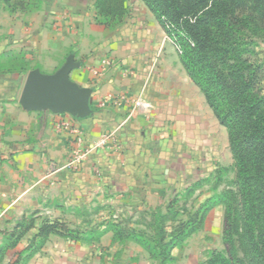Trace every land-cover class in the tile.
Here are the masks:
<instances>
[{
    "label": "crops",
    "instance_id": "1",
    "mask_svg": "<svg viewBox=\"0 0 264 264\" xmlns=\"http://www.w3.org/2000/svg\"><path fill=\"white\" fill-rule=\"evenodd\" d=\"M80 12L71 21L48 9L11 13L0 0V247L24 214L138 212L162 207L165 196L191 183L186 139L207 133L209 112L177 46L165 30H132V24L104 30ZM70 54L80 62L72 80L92 89V113L24 109L19 99L28 73H54ZM110 95L127 100L115 104ZM135 97L151 101L152 111L135 108ZM106 134L107 143L94 148ZM54 236L42 250L45 258L62 256L65 248L84 251L81 242L60 236L49 246ZM16 251L9 249L6 260Z\"/></svg>",
    "mask_w": 264,
    "mask_h": 264
},
{
    "label": "trees",
    "instance_id": "2",
    "mask_svg": "<svg viewBox=\"0 0 264 264\" xmlns=\"http://www.w3.org/2000/svg\"><path fill=\"white\" fill-rule=\"evenodd\" d=\"M144 1L180 51L186 72L228 130L235 188L216 191L198 206L189 205L198 181L173 195L165 208L144 210L142 222H135L142 227L114 218L88 229L73 228L47 215L24 214L6 231L0 264H28L54 234L71 241L95 242L108 232L112 242L132 240L151 259L166 264L173 260V250L200 229L218 205L225 207V249L211 250L199 264H264V62L258 50L264 40V0ZM1 2L11 13H31L41 4V0ZM94 7L98 23L108 28L122 23L129 9L128 0H95ZM14 248V258L6 260L8 250Z\"/></svg>",
    "mask_w": 264,
    "mask_h": 264
},
{
    "label": "rangeland",
    "instance_id": "3",
    "mask_svg": "<svg viewBox=\"0 0 264 264\" xmlns=\"http://www.w3.org/2000/svg\"><path fill=\"white\" fill-rule=\"evenodd\" d=\"M94 1L95 0H41L40 7L37 10L25 14H34L48 9L57 16H61L64 20L71 21L75 20V17L78 18L82 15L83 13L81 14L80 12L82 11L85 15L87 13V21L95 22L97 25L104 28V30H126V27H130L128 24H132V30L149 28L150 30L166 31L161 22L155 17L154 13L148 8L144 0H128L129 9L127 15L122 23L114 28H108L98 23ZM78 8H81V10L79 11ZM258 50L259 57L264 62V40L260 42ZM177 54L180 58V51L178 49ZM201 95L203 96L202 93ZM202 100H206L204 96ZM208 112L209 130L207 133H203L202 137H200L201 134L199 133V136L194 135L191 140L186 139L187 144L191 146L189 148L190 151H187V163L191 165L192 168L187 171L188 176L192 178L191 181H189L191 183H189L187 187L192 186L198 181L200 182L189 198V205L198 206L214 192H220L227 188H235L236 184L235 160L230 148L228 130L217 119L209 104ZM198 122H200V119ZM213 122H215V125L211 127ZM176 157L178 158L179 156L176 155ZM180 168V165L177 166L176 163L175 175H179ZM214 187H216L215 190ZM170 199L171 195L165 196L162 208H165ZM144 210H149V208ZM144 210L138 212H121L115 210L106 212L103 210L101 213H89L87 211L71 214L66 212L63 216L56 218L66 222L73 228L82 227L83 229H88L94 220L96 223H107L114 218L123 220L124 223L142 227V224H135V222H137V220L142 222L140 216ZM224 213L225 207L223 205H218L213 208L208 213L203 226L188 237L182 245L173 250V260L166 264H199L209 257L211 250H224ZM126 220L131 221L127 222ZM102 228L104 227L100 229ZM54 235H51V237ZM57 236H54L56 240H52L49 246L59 243L57 239L59 237ZM80 246L82 248L84 247L83 252L82 249L79 252H72L69 248H65L62 256H56L58 254L55 252L51 253L54 254L53 258H45L46 254L42 252L43 248L40 251L41 255L36 257L40 252L37 253L28 264H161L159 261L151 259L149 253L132 240L125 243H118L109 241V239L106 238L102 239L101 237L99 241L81 242Z\"/></svg>",
    "mask_w": 264,
    "mask_h": 264
},
{
    "label": "water",
    "instance_id": "4",
    "mask_svg": "<svg viewBox=\"0 0 264 264\" xmlns=\"http://www.w3.org/2000/svg\"><path fill=\"white\" fill-rule=\"evenodd\" d=\"M80 67L70 54L65 63L54 73L31 70L26 78L19 102L26 110H49L86 117L92 113L90 96L92 89L80 86L72 80L71 72Z\"/></svg>",
    "mask_w": 264,
    "mask_h": 264
},
{
    "label": "built area",
    "instance_id": "5",
    "mask_svg": "<svg viewBox=\"0 0 264 264\" xmlns=\"http://www.w3.org/2000/svg\"><path fill=\"white\" fill-rule=\"evenodd\" d=\"M110 101H113L115 104H121L122 102L126 101L127 98L125 96H120V97H116L113 95L109 96ZM132 103L134 105L135 108H140L142 109L144 112L146 113H150L153 109V103L149 100H146L145 98L142 97H135L132 100ZM105 104V102L103 103V105ZM64 126H68L69 123L67 122H63L62 123ZM110 138V135L106 134L103 135L101 138H99V140L96 142V144L94 145V148L98 147V146H103L107 143L108 139ZM82 160V156L79 155L77 157V161H81Z\"/></svg>",
    "mask_w": 264,
    "mask_h": 264
}]
</instances>
